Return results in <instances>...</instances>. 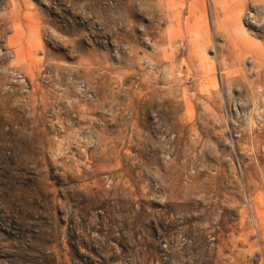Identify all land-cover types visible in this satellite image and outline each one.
<instances>
[{
	"label": "rangeland",
	"instance_id": "1",
	"mask_svg": "<svg viewBox=\"0 0 264 264\" xmlns=\"http://www.w3.org/2000/svg\"><path fill=\"white\" fill-rule=\"evenodd\" d=\"M0 264H264V0H0Z\"/></svg>",
	"mask_w": 264,
	"mask_h": 264
},
{
	"label": "built area",
	"instance_id": "2",
	"mask_svg": "<svg viewBox=\"0 0 264 264\" xmlns=\"http://www.w3.org/2000/svg\"><path fill=\"white\" fill-rule=\"evenodd\" d=\"M183 70H184V67L183 66H180L179 68H178V70H177V74H178V76H183Z\"/></svg>",
	"mask_w": 264,
	"mask_h": 264
}]
</instances>
